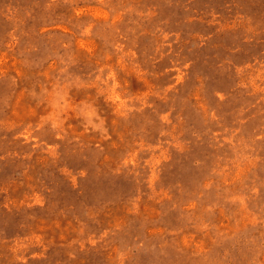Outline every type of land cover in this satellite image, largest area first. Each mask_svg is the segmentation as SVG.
I'll use <instances>...</instances> for the list:
<instances>
[{"label":"rangeland","instance_id":"1","mask_svg":"<svg viewBox=\"0 0 264 264\" xmlns=\"http://www.w3.org/2000/svg\"><path fill=\"white\" fill-rule=\"evenodd\" d=\"M0 264H264V0H0Z\"/></svg>","mask_w":264,"mask_h":264}]
</instances>
